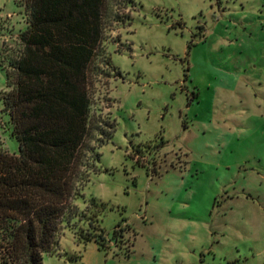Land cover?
Segmentation results:
<instances>
[{
    "label": "rangeland",
    "instance_id": "1",
    "mask_svg": "<svg viewBox=\"0 0 264 264\" xmlns=\"http://www.w3.org/2000/svg\"><path fill=\"white\" fill-rule=\"evenodd\" d=\"M130 17L89 66L100 157L74 203L106 208L63 224L43 264H264V0H134ZM25 27L0 0V148L16 155L1 93Z\"/></svg>",
    "mask_w": 264,
    "mask_h": 264
},
{
    "label": "trees",
    "instance_id": "2",
    "mask_svg": "<svg viewBox=\"0 0 264 264\" xmlns=\"http://www.w3.org/2000/svg\"><path fill=\"white\" fill-rule=\"evenodd\" d=\"M133 4L19 0L26 27L19 32L18 54L9 58L7 90L1 93L18 142L17 155L0 148L1 264H43L42 255L58 243L63 224L76 217L93 224L105 210L106 203L95 197H90L92 214L74 203L100 157L88 123L89 66L106 31L130 23ZM111 133L101 131L108 138ZM119 226L107 242L116 239Z\"/></svg>",
    "mask_w": 264,
    "mask_h": 264
}]
</instances>
